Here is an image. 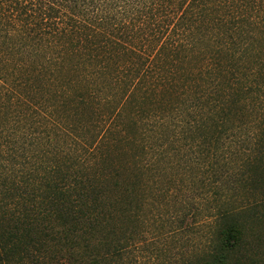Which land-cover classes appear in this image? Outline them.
Returning <instances> with one entry per match:
<instances>
[{
    "label": "trees",
    "instance_id": "16d2710c",
    "mask_svg": "<svg viewBox=\"0 0 264 264\" xmlns=\"http://www.w3.org/2000/svg\"><path fill=\"white\" fill-rule=\"evenodd\" d=\"M189 196L206 248L149 264H264V0H0V264H120Z\"/></svg>",
    "mask_w": 264,
    "mask_h": 264
},
{
    "label": "rangeland",
    "instance_id": "374dc122",
    "mask_svg": "<svg viewBox=\"0 0 264 264\" xmlns=\"http://www.w3.org/2000/svg\"><path fill=\"white\" fill-rule=\"evenodd\" d=\"M191 193L194 192L191 191ZM190 196L181 203L182 212L191 209L189 208L191 199L197 202L198 197ZM230 196L229 191L228 197ZM204 207L191 209L183 221H180V217L170 220L169 214H165L164 227H161V230L157 229L155 233L150 231L149 234L146 233L145 240L132 246L124 254V260L120 264H149V262H167L168 260L173 263L192 260L199 256L206 248L204 246L216 222L215 214L209 213L210 211ZM248 239L256 249L259 248L264 253V221L254 225L253 231L248 233Z\"/></svg>",
    "mask_w": 264,
    "mask_h": 264
}]
</instances>
